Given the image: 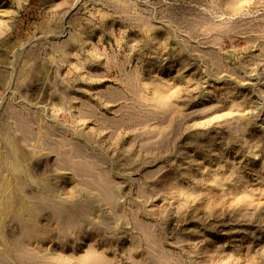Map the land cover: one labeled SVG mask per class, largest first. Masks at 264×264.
Here are the masks:
<instances>
[{
    "label": "rangeland",
    "instance_id": "rangeland-1",
    "mask_svg": "<svg viewBox=\"0 0 264 264\" xmlns=\"http://www.w3.org/2000/svg\"><path fill=\"white\" fill-rule=\"evenodd\" d=\"M0 264H264V0H0Z\"/></svg>",
    "mask_w": 264,
    "mask_h": 264
}]
</instances>
